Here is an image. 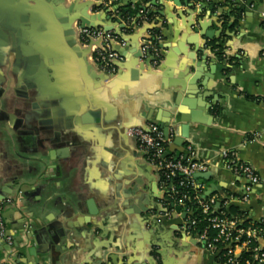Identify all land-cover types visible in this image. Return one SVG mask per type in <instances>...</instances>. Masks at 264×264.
<instances>
[{"label":"crops","instance_id":"crops-1","mask_svg":"<svg viewBox=\"0 0 264 264\" xmlns=\"http://www.w3.org/2000/svg\"><path fill=\"white\" fill-rule=\"evenodd\" d=\"M122 1L166 5L155 22L161 61L138 68L134 34L114 46L127 68L104 80L66 32L63 0H0V201L15 200L4 212L12 244L0 236V264H216L182 230V213L163 203L155 169L126 134L149 123L170 121L173 150L185 136L183 148L208 163L194 176L217 201L237 190L220 152L251 165L260 185L248 202L231 204L264 222V0H252L251 16L228 0H206L212 8L197 31L185 0ZM94 23L113 27L103 14ZM207 31L214 37L204 40ZM212 45L234 62L218 60ZM152 206L170 215L149 213L146 222Z\"/></svg>","mask_w":264,"mask_h":264},{"label":"built area","instance_id":"built-area-1","mask_svg":"<svg viewBox=\"0 0 264 264\" xmlns=\"http://www.w3.org/2000/svg\"><path fill=\"white\" fill-rule=\"evenodd\" d=\"M99 4L93 7V12L105 10L123 26L122 32L130 34L134 29L140 28L142 23H148L144 10H140L136 16L123 17L118 11L117 0H92ZM234 1V0H233ZM78 27V40L87 46L92 42L91 61L101 72L113 77L118 67L116 63L123 61L122 56L112 49V43L125 45V41L113 31H105L102 27L90 28ZM145 36L140 38V49L144 58H150L151 66L156 68L161 61L158 46L159 35L152 34L149 30ZM229 65V63H227ZM127 134L136 139L139 149L144 153V158L156 171L160 179V189L167 196V203H173L185 211L182 230L195 236L199 242L213 255L216 264H264V246L260 240L264 237V222L257 221L248 223L246 227L238 226L237 217H226L224 211L215 212L214 204L216 195H206V186L195 178V173L208 170V163L197 159L195 149L186 145L184 151L176 158L166 154L168 141L164 137L163 130L156 123H149L145 128L130 127ZM224 167L235 177L236 181L231 186L237 192L236 195L226 193L222 198V206L231 205V201L246 203L249 201L253 191L260 185V179L251 165L241 161L237 154L230 150L220 152ZM164 177L163 180L161 178ZM173 179H176L174 182ZM173 201V202H169ZM187 202L195 204V210L199 211L200 219L193 218L194 209L187 207ZM15 200L7 197L0 201V236L4 238L7 245L11 246L12 238L6 235L3 213L8 207L14 205ZM217 204V203H216ZM219 204V203H218ZM179 213V214H180ZM170 210L157 216L167 217ZM205 221L207 225L197 231V224ZM211 230L214 233H211ZM246 253V256L244 254Z\"/></svg>","mask_w":264,"mask_h":264},{"label":"water","instance_id":"water-1","mask_svg":"<svg viewBox=\"0 0 264 264\" xmlns=\"http://www.w3.org/2000/svg\"><path fill=\"white\" fill-rule=\"evenodd\" d=\"M158 0H155L153 4H155V2H157ZM168 1H174L175 3H180L179 0H168ZM185 4L191 9L193 10V15L195 16L194 17V20H193V23H191V27L194 28V30H198L199 28H204L205 25H203L202 23V18H201V14L204 10H206L207 8H212L210 4H208V2H206V0H192V3H189L188 1L189 0H185ZM118 2V7L119 6H123V5H126L123 3L122 0H117ZM63 3L65 5V8L66 10L69 12L70 14V18L68 20V28L66 30V32H69V34L71 35V37L73 38V41H74V44L76 45V47L83 51L85 53V56H86V59L89 58L90 61H91V55H92V42H90L87 46H84L82 45L79 40H78V27L77 25H79L81 28H84V27H90V28H96V27H102L105 31H109V30H113L114 28H116V30L114 31V33L118 34L124 41H125V44L128 43L129 41V38H131L134 34L137 36V42L139 44V51H140V59H142V61H136L137 63V67L140 68V69H144L145 67H150L151 69H154L152 66H151V61H150V58H144L142 52H141V49H140V38L145 36L144 34L149 31V30H152V29H157L156 28V24L155 23H142L141 27L140 28H137V29H134L132 33L130 34H125L123 33L121 30L123 28V26L121 24H119V21L118 20H114L109 14L108 12H106L105 10H102V11H98V12H93L92 11V8L93 7H99V4L98 3H95L93 2L92 0H63ZM251 4H252V0H247L246 1V6L243 5V2L240 1V0H234V3L233 5H237L238 7V15H241L242 12L246 11V12H249V16L252 15L253 11H255L257 9V5H253L252 9H251ZM196 5L198 6L197 9H196ZM154 6H156V10L153 11L155 14L157 15H162L161 14V7L162 8H165L166 5H164L163 3H156ZM143 10H146L144 9V7H141ZM82 9V10H81ZM76 10H79L81 11V13H77ZM100 14H103L106 19L110 22V24L112 23L113 27L109 25V27H103L102 25L100 24H96L94 23L95 22V17L97 15H100ZM248 15V14H247ZM198 26V27H197ZM157 32V30H156ZM214 32L215 31H207L205 32L204 34L202 33V37L204 38V40H209V39H212L214 37ZM157 35H158V32H157ZM115 45H119V46H123V45H120L118 43H112V49L116 52H118L122 58L124 59V56L122 55V53H120L119 49H116L114 46ZM206 46L207 44L204 43L203 46ZM158 46H159V43H158ZM159 49H160V46H159ZM210 49L212 50V48L210 47ZM161 55V54H160ZM117 67H118V70H117V73L123 68H127L125 66H123V61H120L118 63H116ZM160 65V64H159ZM201 64L198 63L197 64V67H199ZM91 67L94 69V71L98 74V75H102L104 77V80H109L110 76H108L106 73L104 72H101L99 71L95 66L94 64L92 63L91 61ZM159 67V66H158ZM157 67V68H158ZM116 73V75H117ZM114 77V76H113ZM186 101L183 102V105H189V104H185ZM178 106V105H176ZM190 106V105H189ZM196 106H190L189 109H195ZM177 108L175 107V109L173 110H176ZM172 115H170V118L169 120L171 119ZM190 118H191V114H189L187 117H180V122H188L190 121ZM157 124V122H156ZM162 130H163V133H164V137L166 139V141H168L169 139V132H170V121H167V122H164V123H160L159 125ZM131 127H136V126H131ZM137 127H141V126H137ZM146 126L142 127V128H145ZM130 128V127H128ZM128 128L126 129V134H127V130ZM128 135V134H127ZM129 136V135H128ZM184 135L183 136H180V137H177L175 140H174V146L177 147L175 148L174 150L170 147H168L167 151H166V154H170L172 153L173 151H178L179 153H182L184 151V148H183V142H184ZM179 146V147H178ZM196 175V173H195ZM162 195H164V192L162 193ZM2 199V198H1ZM162 200V199H161ZM164 201V200H162ZM161 204H158V206H160ZM170 207L172 209H174V211L176 213H180L181 212V209L177 206H175L173 203L170 204ZM155 208H158V207H151L149 208L146 212H147V215H146V222H149V220H151V217L149 215V213H152L155 211ZM159 209V208H158ZM158 211H162V210H157ZM186 212L183 211L182 212V218H185L186 216ZM5 216V213H3V218ZM28 216H31V215H28ZM29 236L32 237L33 235V230L32 228L29 230ZM6 235H8V233H6ZM155 253H158V251H156ZM126 261H129V259L127 258ZM130 264L129 262H125L123 261V264Z\"/></svg>","mask_w":264,"mask_h":264},{"label":"trees","instance_id":"trees-1","mask_svg":"<svg viewBox=\"0 0 264 264\" xmlns=\"http://www.w3.org/2000/svg\"><path fill=\"white\" fill-rule=\"evenodd\" d=\"M258 3H261L262 0H254ZM228 2L233 5L234 1L233 0H228ZM140 10H143L139 5H132V4H126V5H123V6H119L118 7V11L121 13V15L125 18V17H128V16H136L138 15L139 11ZM144 13H145V17H146V20L148 21V23H155L156 22V17L157 14H155L153 11L151 10H144ZM152 34L156 35L157 32H156V29H152ZM212 50L214 51L216 57L218 60L220 61H226L227 63L229 64H232L233 61V58L231 57H227L224 53H223V50L221 48L220 45H212ZM224 71L227 73V69H224ZM255 98L252 97V100H254ZM181 153H170L169 156L172 157V158H176L180 155ZM161 178L164 180L165 178L162 177L161 175ZM159 178H158V182H159ZM176 179H173L174 182ZM227 195L228 194H233V195H236L237 192L234 191V190H230V191H227L226 192ZM164 197V201L163 203L166 204L168 201H167V196H165V194L163 195ZM166 198V199H165ZM169 202H173V201H170ZM216 203H219L218 205ZM216 203L214 204L213 207H215V212L216 213H220V211H224L225 213V216L226 217H237L238 219V226H241V227H246V225L248 223H250V221H252V219H249L246 212L245 211H242L238 206L236 205H228L227 207L225 206H222V199L221 200H218L216 201ZM187 207H190L192 209L195 210V204L194 203H191V202H187ZM169 207V205H168ZM192 217L193 218H197V219H200L201 218V215L199 214V211L198 210H195L193 211V214H192ZM207 225V223L205 221H200L198 224H197V229H196V232L197 231H201L205 226ZM211 233L213 234L214 231L211 230ZM244 256H246V253L244 254Z\"/></svg>","mask_w":264,"mask_h":264},{"label":"flooded vegetation","instance_id":"flooded-vegetation-1","mask_svg":"<svg viewBox=\"0 0 264 264\" xmlns=\"http://www.w3.org/2000/svg\"><path fill=\"white\" fill-rule=\"evenodd\" d=\"M166 199V198H165ZM164 206H166V205H164ZM159 208V207H158ZM157 208H155V211L154 212H152V214H156L157 213ZM159 210H161V209H159Z\"/></svg>","mask_w":264,"mask_h":264}]
</instances>
